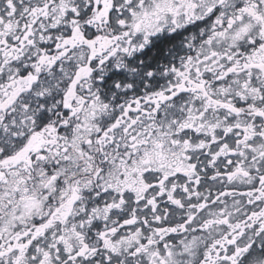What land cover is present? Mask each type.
<instances>
[{
    "label": "snow or ice",
    "instance_id": "obj_1",
    "mask_svg": "<svg viewBox=\"0 0 264 264\" xmlns=\"http://www.w3.org/2000/svg\"><path fill=\"white\" fill-rule=\"evenodd\" d=\"M0 264H264V0H0Z\"/></svg>",
    "mask_w": 264,
    "mask_h": 264
}]
</instances>
